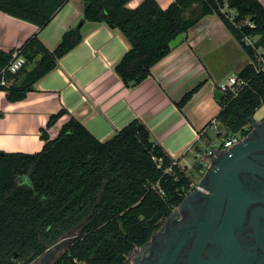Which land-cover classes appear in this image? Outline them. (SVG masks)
<instances>
[{"label":"trees","instance_id":"16d2710c","mask_svg":"<svg viewBox=\"0 0 264 264\" xmlns=\"http://www.w3.org/2000/svg\"><path fill=\"white\" fill-rule=\"evenodd\" d=\"M68 1L0 0V11L38 28L18 48L0 50V91L8 101L23 99L58 66L82 41L85 21L103 22L128 42L113 66L125 87L146 79L172 49L168 41L186 35L206 14L219 17L249 58L252 50L243 37L254 36L255 45L264 47V7L258 0H173L165 9L155 0L134 8L126 7L129 0H79V23L49 49L39 31ZM14 51L26 66L11 73L7 66ZM236 76L245 84L235 94L224 90L214 119L227 134L244 135L249 117L264 104V72L249 61ZM201 85L186 91L176 107L182 109ZM64 113L51 114L47 128ZM40 138L43 146L36 153L0 151V264H30L62 240L65 248L50 264H126V256L148 240L193 183L138 118L100 141L70 115L55 137L41 129Z\"/></svg>","mask_w":264,"mask_h":264},{"label":"crops","instance_id":"0c3cea01","mask_svg":"<svg viewBox=\"0 0 264 264\" xmlns=\"http://www.w3.org/2000/svg\"><path fill=\"white\" fill-rule=\"evenodd\" d=\"M141 1L129 0L126 7L134 8ZM155 1L165 9L173 0ZM258 1L264 7V0ZM81 17L82 3L69 0L39 31L40 40L52 49L61 34L77 25ZM37 31L36 25L0 11V50L18 48ZM81 31L82 41L23 99L8 101L0 91V151H40V130L46 129L53 138L70 115L100 141L138 118L166 152L186 166L185 157L201 138L198 131L208 121L203 134L218 123L214 116L220 106L213 90L221 89L228 76L236 75L249 62L240 44L217 15L206 14L151 67L146 79L125 87L113 70L129 47L123 35L103 22L85 21ZM200 82L201 87L179 110L175 101ZM60 109L66 113L47 128L49 116Z\"/></svg>","mask_w":264,"mask_h":264},{"label":"flooded vegetation","instance_id":"af4514ba","mask_svg":"<svg viewBox=\"0 0 264 264\" xmlns=\"http://www.w3.org/2000/svg\"><path fill=\"white\" fill-rule=\"evenodd\" d=\"M255 113L234 144L250 143L224 164L212 183L218 199L210 209L213 214L207 213L211 188L207 176L200 189L188 191L160 221L147 241L132 249L126 264H264V113L259 117ZM234 144L215 150L214 162Z\"/></svg>","mask_w":264,"mask_h":264},{"label":"built area","instance_id":"2783aa9c","mask_svg":"<svg viewBox=\"0 0 264 264\" xmlns=\"http://www.w3.org/2000/svg\"><path fill=\"white\" fill-rule=\"evenodd\" d=\"M242 40L244 45L252 50V58H249V61L252 63L253 67L264 72V47L255 45L256 37L254 36H245ZM24 64L25 57L21 54H17V52L14 51L12 53V59L7 66V71L15 73ZM243 84H245L243 79L237 78L236 75H230L228 76L227 81L221 85V90L224 92V90L227 89L235 94L237 89L243 86ZM240 138L241 135L239 133H234L225 138H213L210 140L205 146L203 157L201 158L203 164L209 165V161L206 159V157L211 156L215 150L229 147L237 142ZM200 188L201 186L198 184V182H193L189 191Z\"/></svg>","mask_w":264,"mask_h":264},{"label":"rangeland","instance_id":"374dc122","mask_svg":"<svg viewBox=\"0 0 264 264\" xmlns=\"http://www.w3.org/2000/svg\"><path fill=\"white\" fill-rule=\"evenodd\" d=\"M226 12H228V9L224 8ZM231 13H233L232 10H229ZM26 66V65H23ZM264 113V105L259 107L255 113L256 117H259L261 114ZM220 132V136H217L216 133ZM229 134L225 131L223 127H221L218 123L214 124L209 128L207 132H205L203 135H201L200 140L198 141V144H196L195 148H192V152L188 153V156L185 157L184 163L186 166H181L186 169V172L188 175L191 177L193 182H199L200 178L202 176L203 170L206 166L202 162V155L204 153V148L208 144L207 142L209 141L210 138H225L228 137ZM189 152V151H188ZM201 163V164H200ZM65 248V240L58 242L55 246H51L48 251L46 252L48 255H50L46 261L45 264H50L52 263L64 250ZM44 255H41L34 261H32L30 264H38L42 260Z\"/></svg>","mask_w":264,"mask_h":264},{"label":"water","instance_id":"95a60500","mask_svg":"<svg viewBox=\"0 0 264 264\" xmlns=\"http://www.w3.org/2000/svg\"><path fill=\"white\" fill-rule=\"evenodd\" d=\"M182 38H183L182 33L176 34L172 39H170L168 41V46L170 48L176 47L181 42ZM223 95H224V92L220 88H215L213 90V96L217 100L221 99L223 97ZM249 119H252V116H250ZM249 143H250V141L242 140V141L234 144L232 147L224 150V152H221L222 155L217 159L218 161H215V162H214V159L216 158L217 154H214L211 157H206V159L209 161L207 172L205 173L204 178L202 180H200L198 182V184L201 186L203 184V181L206 179V177L209 176L211 188L208 190V192H209L208 196L210 197V203H209L208 208H207V213L213 214V211L210 209L213 206L212 205L213 201L218 200L217 198L214 197V194H213V189H212L213 181H215L217 179V177H219V173L223 169L224 164H226L227 161H229L230 159L235 158L237 155H239V153H241L243 151V149ZM218 207H219V205H218ZM216 214H217V212H216ZM216 214L214 215L215 217L213 216L214 220L216 218ZM46 252L44 254H42V255H44V257L42 258V260L38 264H45L46 263L48 257L50 256Z\"/></svg>","mask_w":264,"mask_h":264}]
</instances>
